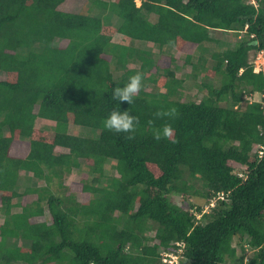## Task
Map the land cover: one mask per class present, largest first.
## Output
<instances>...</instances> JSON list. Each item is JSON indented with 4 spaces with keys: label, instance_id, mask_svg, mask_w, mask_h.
Masks as SVG:
<instances>
[{
    "label": "trees",
    "instance_id": "obj_1",
    "mask_svg": "<svg viewBox=\"0 0 264 264\" xmlns=\"http://www.w3.org/2000/svg\"><path fill=\"white\" fill-rule=\"evenodd\" d=\"M65 1L0 0V264H264V74L249 63L264 0ZM210 43L223 49L207 68ZM165 48L203 54L181 79ZM136 73L134 102L118 103ZM186 77L202 78L199 100ZM113 110L137 117L133 133L103 127ZM80 168L91 176L64 185Z\"/></svg>",
    "mask_w": 264,
    "mask_h": 264
},
{
    "label": "rangeland",
    "instance_id": "obj_2",
    "mask_svg": "<svg viewBox=\"0 0 264 264\" xmlns=\"http://www.w3.org/2000/svg\"><path fill=\"white\" fill-rule=\"evenodd\" d=\"M139 3H140V0H136V5L139 6ZM85 4V0H66L65 3L60 7V9L64 10V11H67V12H72V13H77L79 12L83 5ZM86 6V4L84 5ZM211 36H214V37H219V34L218 33H213V31L210 32ZM220 37L222 39H224L225 41H228V38H227V35L223 34V35H220ZM115 42H121L120 38H118L117 36L114 37L113 39ZM122 44H126V45H133V43H130V42H126L125 40L122 41ZM231 44V43H230ZM137 46H139L141 49H145V50H150L152 51L153 54H157L159 52V50L157 48H155L154 46H152L151 43H144V42H140V43H136ZM208 46V49H207V52H205L204 54L202 52H195L194 54V49L193 51L191 50V48H188L180 53H174L176 52L174 49H169V48H165L164 50V53L165 55H168L169 56H174L176 55L177 56V59L175 60V62L171 65L170 64V68L175 70V73H176V76L177 78H183L184 75H187V74H190V71H191V67L190 65H185L184 64V56L188 53L190 55H192L193 57V60L192 62L195 63L197 58L199 57L200 54H203V57L206 59V67L207 68H210L211 67V64H212V61L211 59L209 58V51H213V50H218V51H221L223 49L222 45H219V44H216V43H210L207 45ZM160 62L161 61H165V59L163 58H160L158 59ZM249 63L251 65H253V67H257L256 69H258V67H261V64H260V59H257L255 58V55L253 54V52H250L249 53ZM130 68H137L136 66H130ZM118 75V74H117ZM202 77V76H201ZM5 78V74L4 73H1L0 72V79L1 80H4ZM202 78H198L197 80L194 81L193 78L191 77H186L185 80H184V84H183V94H184V97H186V99H194V100H199L201 98V95L200 93L198 92V88H197V85L199 81H201ZM216 80H214L213 82H215ZM151 85H146V88L145 90L148 91L150 89ZM248 100H256V101H259V95L255 94L253 97H251L250 99ZM35 127L38 131L40 130H47L48 128H52L54 127V123L53 122H50V121H46V120H42V119H38L36 120V124H35ZM77 129H79L78 127H75V126H69V131L73 133V131L75 132ZM77 132V131H76ZM83 132V134L87 135V134H91V132L89 130H84V129H81L79 133ZM22 145V144H21ZM22 152L24 151V145H22ZM110 166H111V163H107L105 165V170H104V174H111V169H110ZM24 177H21V180H20V187H26V186H43L44 183L42 181H39V180H36V179H33L31 177L30 174H22ZM88 176H91L90 173L85 170V169H74L71 171V173L69 175H66L64 177V185H69L71 182H73L75 185H76V182H78L80 179H84ZM27 177H30V178H27ZM35 199V196H30L28 197V202H30L31 200ZM77 199L80 200V196L77 195ZM174 201L176 202V204H180L181 203V198H174ZM16 211V210H15ZM18 211V209H17ZM2 219V216L0 215V220ZM236 243H237V240L236 238H234L233 240V243L232 245L233 246H236ZM239 251V250H238Z\"/></svg>",
    "mask_w": 264,
    "mask_h": 264
},
{
    "label": "clouds",
    "instance_id": "obj_3",
    "mask_svg": "<svg viewBox=\"0 0 264 264\" xmlns=\"http://www.w3.org/2000/svg\"><path fill=\"white\" fill-rule=\"evenodd\" d=\"M250 2L256 6L255 0H251ZM257 56L261 57L262 64H261V69L259 71H255V68L253 67L254 72L261 71L264 74V55L261 52L255 55V58H257ZM141 87H142V76L140 73H136L135 75L129 77L128 82L123 86L113 87L112 89L113 99L116 100L118 103L126 102L127 105L132 104L134 102V95L141 89ZM157 115H160V113H157ZM136 121H137V117L130 114L127 110L124 111L113 110L103 120V127L115 133L131 134L135 131ZM168 131H170V128H165V132L167 133ZM258 148L259 146H257V149ZM259 153L262 154L263 152L259 151ZM205 211L206 209L203 210V212ZM195 217L199 220L201 214L198 215L195 214ZM170 260H174V258H171Z\"/></svg>",
    "mask_w": 264,
    "mask_h": 264
},
{
    "label": "built area",
    "instance_id": "obj_4",
    "mask_svg": "<svg viewBox=\"0 0 264 264\" xmlns=\"http://www.w3.org/2000/svg\"><path fill=\"white\" fill-rule=\"evenodd\" d=\"M257 59H260V64H262L261 62V57L260 56H257ZM257 67H255V71H259L261 69V67H258V69H256ZM166 261V260H165ZM172 262H174V260H169L167 261V263L171 264Z\"/></svg>",
    "mask_w": 264,
    "mask_h": 264
}]
</instances>
